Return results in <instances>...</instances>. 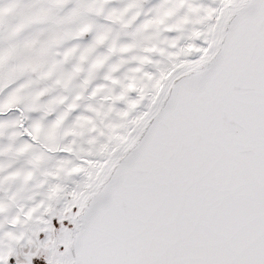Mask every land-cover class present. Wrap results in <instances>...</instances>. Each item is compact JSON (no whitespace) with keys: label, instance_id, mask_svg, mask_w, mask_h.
Wrapping results in <instances>:
<instances>
[{"label":"snow or ice","instance_id":"6c2138e0","mask_svg":"<svg viewBox=\"0 0 264 264\" xmlns=\"http://www.w3.org/2000/svg\"><path fill=\"white\" fill-rule=\"evenodd\" d=\"M0 264H264V0H0Z\"/></svg>","mask_w":264,"mask_h":264}]
</instances>
